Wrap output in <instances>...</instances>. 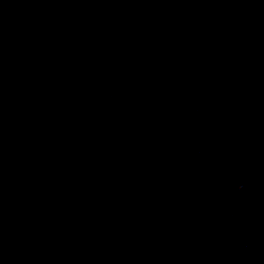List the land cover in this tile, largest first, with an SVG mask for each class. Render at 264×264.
Returning <instances> with one entry per match:
<instances>
[{"label": "water", "instance_id": "water-1", "mask_svg": "<svg viewBox=\"0 0 264 264\" xmlns=\"http://www.w3.org/2000/svg\"><path fill=\"white\" fill-rule=\"evenodd\" d=\"M0 264H264V0H0Z\"/></svg>", "mask_w": 264, "mask_h": 264}]
</instances>
